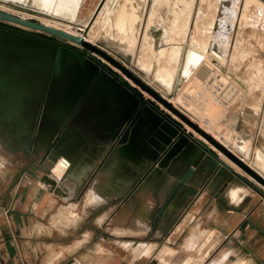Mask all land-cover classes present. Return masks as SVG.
<instances>
[{"label":"crops","instance_id":"obj_1","mask_svg":"<svg viewBox=\"0 0 264 264\" xmlns=\"http://www.w3.org/2000/svg\"><path fill=\"white\" fill-rule=\"evenodd\" d=\"M99 1L86 17L77 16L81 0L60 14L71 25L88 24ZM98 35L129 48V41ZM149 53L148 69L138 61L145 71L158 64L153 75L173 76L169 88L157 80L164 91L153 87L264 177V95L253 105L259 94L250 103L246 96L220 103L207 128L175 101L179 89L169 96L178 66ZM184 94L202 109L197 95ZM59 157L0 126V264H264V188L223 154L219 168L213 159L196 166L169 203L187 167L180 160L173 168L150 166L99 143L56 173Z\"/></svg>","mask_w":264,"mask_h":264},{"label":"water","instance_id":"obj_2","mask_svg":"<svg viewBox=\"0 0 264 264\" xmlns=\"http://www.w3.org/2000/svg\"><path fill=\"white\" fill-rule=\"evenodd\" d=\"M9 2L30 8L28 2ZM103 2L79 31L86 32ZM0 126L43 148L46 156L70 162L99 143H112L115 154L150 166L173 168L180 160L187 167L166 203L202 161L213 159L219 168V154L264 188L260 173L107 49L5 11H0Z\"/></svg>","mask_w":264,"mask_h":264},{"label":"bare ground","instance_id":"obj_3","mask_svg":"<svg viewBox=\"0 0 264 264\" xmlns=\"http://www.w3.org/2000/svg\"><path fill=\"white\" fill-rule=\"evenodd\" d=\"M0 1L3 2L0 4L1 8L13 10L21 18L27 19L33 17L32 14L24 10L10 8V6L5 4V2H8L9 0ZM12 1L28 2L29 0ZM140 1L142 0H104L93 21L86 29V32H82L79 31V27L81 30H84L88 24L81 23L80 26L71 25V22H68L65 17L60 14V3L58 0H46V12H43V16L40 17V22L51 27L62 29L74 35H81L85 40L91 41V43L96 40L99 31L104 32L106 35L105 38L111 40L112 31L115 28L128 30L129 33L127 34V37L131 39L135 37L137 32L136 23ZM164 1L166 0H151L152 3L148 8L150 25L148 29H152V32H148L147 29L146 32L144 31L140 33L141 37L143 36L144 42L142 43L141 40L139 42L137 41L138 43H136L135 47L138 50L141 48L140 45L142 43L143 52L146 48H150L151 50L154 49L153 51L156 52L155 58H164L166 53L163 50L164 48L160 47L167 44V42L174 37L172 32L173 26L177 24L178 17L180 16L179 13L187 11L189 14L190 12H193V14H189L190 18L187 17V19L182 22L181 28L174 38L179 43L183 44V48H186L183 64L177 69L176 73V84L179 93L177 94L175 101L188 110V112L199 113V115L205 119L206 124L211 125V122L214 119H211V114H209V112L212 111L211 109H215L216 105H219L220 103H230L241 90H246L251 94L250 90H248V88H251L250 83H248V85L246 84L245 87H241L236 81H228V74L225 73L229 62L232 63L234 59H236L238 53H241L243 58L246 59L245 62L248 66V70L257 66L259 58L264 59V56L262 55V57L260 54L264 47L257 50L253 48V46L249 47L244 44L246 43L244 42V39L246 38L244 19L247 12L251 5L255 3L256 7L260 8L262 12L261 14H264V0H240V2L235 0L238 12L236 15H230V19L226 22L227 27L223 29V35L214 38L213 35L209 33H215L213 28H211L210 31L204 29L205 38L202 39H199L194 35L193 29L195 26L208 28L210 26L219 25L210 20L197 17L196 14L200 11L203 0H171L172 8L170 10L173 15L170 13L172 19L169 26L166 25V18L168 16L166 12L167 9L165 8L164 14L161 11L163 9L162 4ZM179 2H182V7L179 6ZM20 26L25 27L23 25ZM161 51L163 52L161 53ZM167 54L168 59L166 60L171 61L175 51H171ZM139 62L145 69H148V65L145 64L143 59H140ZM154 76L156 80H159L164 86L167 88L170 87L173 76L169 71L158 70ZM256 80H258V83L254 86H260V89H263L262 91L264 92V76H262L260 80L259 77ZM185 92L197 95L202 103L201 106L199 105L202 109L199 110V108L190 101L187 94H184ZM263 100L264 98L262 101ZM257 101L259 102L261 99L254 100V102ZM63 169V161L60 159L56 164L55 171L56 173H60Z\"/></svg>","mask_w":264,"mask_h":264},{"label":"rangeland","instance_id":"obj_4","mask_svg":"<svg viewBox=\"0 0 264 264\" xmlns=\"http://www.w3.org/2000/svg\"><path fill=\"white\" fill-rule=\"evenodd\" d=\"M98 0H81V4L80 7L78 9L77 12V16L80 17H86L88 16V14L91 12V10L94 8L95 4L97 3ZM173 1V0H172ZM172 1L171 0H166L163 2V6H162V12L165 13V8L167 9V18H166V25L169 26L171 23V17H170V13L171 15V8H172ZM240 2V0H238ZM9 2V1H8ZM3 3L2 1H0V4ZM11 3V2H10ZM41 3V4H40ZM60 8H59V12L61 13H65V6L66 7H72V0L70 1H60ZM151 0H142L140 1V6L138 7V19H137V23H136V34L135 37L129 39L127 37V35H117V34H113L111 35V37H115V39L117 41H119L120 43H123L121 40L123 41H129L128 43L125 42V46L129 47L127 49H123L122 47H118V46H113L112 44H108L103 40H100V36L97 35L96 36V40H94L98 45H100L101 47L107 49L111 54H113L115 57H117L118 59L122 60L123 62H125L131 69H133L139 76H141L143 79H145L149 84H151L152 86H160L161 88H163L164 91V87L161 85V83H159L155 78L153 73L155 72V70L158 68V64H154L153 65V69L152 71H145L139 64L138 61L139 59H149L147 58L149 57L151 54L149 52H153L154 53V49L151 50L149 49H145L143 52V48H142V43L144 42L143 40V36L141 37L140 33L142 32H146L149 25V19H148V8L151 4ZM6 5L10 6V8H14L15 10H23L21 8H15L13 6H11V4L5 3ZM28 4L30 6L29 9H24V11L30 13L33 15V17L31 18H35L38 21H40V17L43 16V12H46V0H29ZM32 5V6H31ZM39 5V6H38ZM179 6L182 7V2H179ZM145 7V12L142 11V8ZM32 9H35L37 11H33ZM39 10V11H38ZM164 10V11H163ZM169 10V11H168ZM13 11V10H11ZM14 12V11H13ZM238 12V8H236V3L235 0H203L202 4H201V9L200 11H198V13L196 14L197 17L199 18H203L205 20H210L214 23H218L219 25L217 26H210V27H194L193 29V33L196 37H198L199 39L201 38H205V32L203 31L204 29L210 31L211 28H213V30L215 31V33L213 34V32H209L210 34L213 35L214 38H216V36H222L223 35V29H225L227 27L226 22L230 19V15L234 14L236 15ZM16 13V12H14ZM261 10L259 7H256L255 3L251 5L250 9L247 12V15L244 19V28L246 30V38L244 39V43L245 45L253 46V48L255 49H262V47H264V14H261ZM189 14H193V12H190ZM189 14L187 11L179 13V17H178V21L177 24L175 26H173V38L167 42V44H165L164 46H162V48H164V52L166 53L165 56H167L168 59V54L169 52H174L175 51V56L173 55V58L171 59V61H166L167 64H171V65H175L178 66L177 68H179V65H181L183 63V58L185 56L184 52H186V48L182 47L183 44L179 43L177 40H175V36L178 34L179 29L181 28V24L182 22L189 17ZM154 19V18H153ZM233 20V18H232ZM222 24V25H220ZM148 32H152V29H148ZM145 38V37H144ZM248 38V39H247ZM95 39V38H94ZM109 40V39H108ZM141 40V48H139L138 50L136 49V43H138ZM138 41V42H137ZM135 42V45H134ZM188 48V46H187ZM244 48V47H243ZM244 50V49H242ZM251 50V49H249ZM188 51V49H187ZM264 49L261 50V56H264ZM163 51H161L162 53ZM184 55V56H183ZM262 56V57H263ZM246 59L243 58L241 53H238L236 59H234V61L232 63L229 62V65L226 67V73L227 71L229 73L234 74V76L232 75H227L228 76V81H236L237 83L240 84L241 87H245L246 84L248 85V83L251 84V88H248V90H250L249 94L246 90L245 91H240L235 98L233 99L234 102L238 101L241 97L246 96L248 99V103H250V98L253 96L255 97V95L259 94V100L262 99L264 92L262 91L263 89H260V86H254L256 83H258V80H256L259 77L262 78V76H264V59H260L257 61V66L251 68V70H248V66L246 64ZM176 68V69H177ZM175 69V71H176ZM248 70V71H247ZM259 75V76H258ZM176 89V91H178V87L176 85V82L174 83V85L172 86L171 89V94L174 97L175 95V91L173 89ZM243 94H242V93ZM241 93V94H240ZM240 94V95H239ZM251 95V96H250ZM170 96V95H169ZM256 102H252L251 104H255ZM219 107V105H216ZM209 125V126H208ZM206 125L207 128H210V124Z\"/></svg>","mask_w":264,"mask_h":264},{"label":"built area","instance_id":"obj_5","mask_svg":"<svg viewBox=\"0 0 264 264\" xmlns=\"http://www.w3.org/2000/svg\"><path fill=\"white\" fill-rule=\"evenodd\" d=\"M5 3L11 4V6H13L15 8L17 7V8H21L23 10L25 9V8H22V7L18 6V5H16V4L10 3V2H5ZM0 11H5V12H8V13H11V14H14V15H18L17 13H14L11 10L4 9V8H1V7H0ZM60 159H62V161H63L64 171L67 170L69 168L70 164H71L70 160L67 157H65V156H60L59 159L57 160V162L60 161Z\"/></svg>","mask_w":264,"mask_h":264}]
</instances>
